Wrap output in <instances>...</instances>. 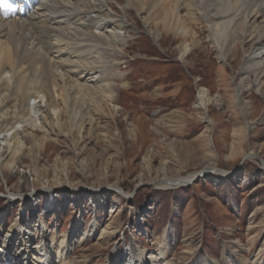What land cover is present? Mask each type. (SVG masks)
<instances>
[{
	"label": "rangeland",
	"instance_id": "1",
	"mask_svg": "<svg viewBox=\"0 0 264 264\" xmlns=\"http://www.w3.org/2000/svg\"><path fill=\"white\" fill-rule=\"evenodd\" d=\"M41 2L35 13L48 18L45 7L53 2ZM109 4L122 11L117 0ZM65 19L52 17L54 27L69 43L52 36V56L46 54L66 64L63 73L80 61V55L65 50V45L79 47L84 37ZM126 21L132 29L128 33L118 30L122 43L107 48L108 53H115L107 64L115 73L111 81L116 100H103L98 108L99 90L82 96L75 79L84 68L72 69L75 75L65 84L71 104L58 120L49 111L44 121L49 143L35 155L28 142L19 157L16 170L27 172L26 188L15 171L7 182L0 175V211L4 210L5 223H0V237H5L3 246L14 249L5 250L7 258L13 264H35L31 257L38 255V249L49 247L56 233L65 236L80 221L88 237L82 235L68 250L70 264L131 263L142 250L147 264H163L154 251L160 249L166 230L174 235L166 246L169 264H187L198 255L226 264L224 247L239 258H256L264 264V122L248 126L264 110V92H246L249 115L244 118L232 99L234 75L244 54L236 59L230 55L222 63L203 25H190L196 34L185 39L179 32L164 33L156 27L161 34L154 41L148 32L153 24L145 25L134 12ZM185 44L189 51L181 60L179 48ZM95 64L105 63L94 60L91 65ZM88 73H83L85 80H77L87 82L93 93L99 77ZM201 88L210 97L205 109L197 107ZM76 123H83L80 138ZM24 131L35 132L28 125ZM36 131L38 137L44 134ZM209 168L214 170L205 173ZM163 170L169 176L197 175L189 183L162 189L153 181ZM10 193L16 197L8 198ZM23 193L27 194L24 198L18 196ZM21 215L9 233L7 227ZM94 220L95 228L89 226ZM103 227L111 233L105 239L100 233ZM23 231L25 238L18 243V233ZM24 247L29 259L15 258Z\"/></svg>",
	"mask_w": 264,
	"mask_h": 264
},
{
	"label": "bare ground",
	"instance_id": "2",
	"mask_svg": "<svg viewBox=\"0 0 264 264\" xmlns=\"http://www.w3.org/2000/svg\"><path fill=\"white\" fill-rule=\"evenodd\" d=\"M41 1V5H44L45 1L53 2L45 7L49 15L48 18L35 13L38 7L36 5L39 2L36 3L35 8L26 11L22 16L4 17L0 14L2 19H11L9 21L0 19V175L6 182L8 179L10 180V174L15 171L14 174L22 187L28 183L27 172L16 170L19 157L28 148V142H30V152L35 155L40 154L43 147L49 143V130L44 125V121L48 115L50 116L49 111L58 120L64 109L71 104L67 99L68 92L65 84L67 81L71 82L72 75H75L72 73V69L76 70L80 66L84 68L76 74L75 79V84L79 86L78 90L82 96L96 94L99 90V100H96L98 108H101L99 105L103 100L104 103L116 100L114 84L111 81L115 73L110 70L111 68L107 64V61L111 60V56H114L115 53H108L109 49L107 48H118L122 43L118 30L126 33L132 29L126 21L131 12L141 16L145 25H154L148 30L154 41L159 39L161 34L156 27H161L164 33L179 32L185 39V36H195L196 32L192 27L203 25L207 37L222 63H226L230 55L236 59L238 55L241 56V53L244 54L242 56L243 63L239 68L237 67L238 70L234 75L236 83L232 95L235 105L244 118L247 119L249 115L248 103L244 97L246 92L254 89L259 91V94L264 92V0H117L122 4L121 12L111 8L110 0H94L92 3L85 0ZM106 7L112 12L110 13ZM60 15L66 17L67 24L73 25V29L78 28V31L84 35L81 39L83 41L81 46L72 49L69 44H67L69 46L65 45V50L75 53L77 57L80 55V61L72 66L71 70L64 73L61 71L66 64L53 61L46 56V54L52 56V46L49 40L52 36H55L57 41L69 43V41L66 42L64 36L63 38L60 36L62 33L57 27H54L52 17H61ZM245 46L247 49L244 48ZM188 51L187 44L181 46L179 59L182 60ZM94 60L105 64L100 67L96 64L93 66L91 64L94 63ZM86 70L87 74L91 71L96 78L99 77L96 84L97 89L93 93H91L92 88L87 82L81 83L77 80V78L85 80L87 74L83 73ZM100 70H104L105 73L99 74ZM72 83L74 82L72 81ZM209 101L207 90L199 89L197 107L205 109ZM256 121L264 122V110L260 117L252 119L248 126L250 127ZM27 125L35 132L26 133L24 128ZM36 129L44 134L38 137L35 134ZM75 129L80 138L83 123H76ZM252 155L257 156L255 152ZM261 160L264 165V159ZM37 161L38 159L35 157L34 162L37 163ZM62 169H67L64 163ZM213 170L209 168L204 172L209 173ZM220 172L223 175L226 174L225 171ZM196 175L197 172L186 176H169L163 170L160 176L153 181V184L158 188L173 189L189 183ZM6 176L7 178H5ZM214 179L217 181L219 178L214 177ZM112 188L123 195L119 188ZM8 195V198L16 197L11 193ZM26 195L23 193L18 196ZM0 212V223L5 224L3 221L4 210L1 209ZM22 217V215L20 218L17 217L7 227L9 233L12 228L15 229L14 226L20 223ZM89 226L95 228L96 220L92 221ZM83 230L82 223L78 221L75 228H71L65 236H59L56 233L55 237L50 239L49 247L38 249V255H33L31 258L34 259L35 264L72 263L67 259L66 253L73 244L79 241L82 235L88 237V234ZM23 232L22 234L18 233V243L22 241V238H25V231ZM5 233L8 238L9 233ZM100 233L104 239L111 235L110 232L105 231V227ZM173 237L172 230H166L162 241H160V249L154 251L161 261L163 260V264H169L165 261L166 246L170 244ZM4 239L5 237H0L2 246L5 244L1 242ZM11 246L5 245L2 247L3 249L0 248V264L12 263L5 252L8 247L13 252L14 249ZM24 249L25 247L21 251L15 250L18 253H15L14 257L19 258L22 255V258L29 259L26 252L24 253ZM143 254V250L139 251L135 261L132 259L131 263L126 262L125 264H147ZM222 259L226 264H260L256 258L251 260L239 258L226 247L223 248ZM109 264L118 263L111 261ZM187 264H219V261L198 255Z\"/></svg>",
	"mask_w": 264,
	"mask_h": 264
},
{
	"label": "snow or ice",
	"instance_id": "3",
	"mask_svg": "<svg viewBox=\"0 0 264 264\" xmlns=\"http://www.w3.org/2000/svg\"><path fill=\"white\" fill-rule=\"evenodd\" d=\"M0 6H2V7H4V8H9V7H10V5L7 4V3L0 4Z\"/></svg>",
	"mask_w": 264,
	"mask_h": 264
}]
</instances>
